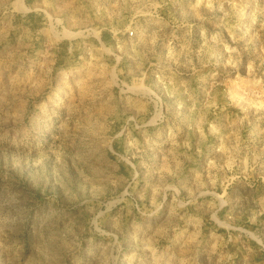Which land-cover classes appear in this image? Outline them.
I'll return each instance as SVG.
<instances>
[{
  "label": "rangeland",
  "instance_id": "1",
  "mask_svg": "<svg viewBox=\"0 0 264 264\" xmlns=\"http://www.w3.org/2000/svg\"><path fill=\"white\" fill-rule=\"evenodd\" d=\"M0 264H264V0H0Z\"/></svg>",
  "mask_w": 264,
  "mask_h": 264
},
{
  "label": "built area",
  "instance_id": "2",
  "mask_svg": "<svg viewBox=\"0 0 264 264\" xmlns=\"http://www.w3.org/2000/svg\"><path fill=\"white\" fill-rule=\"evenodd\" d=\"M134 30H131L129 33H130V35H134Z\"/></svg>",
  "mask_w": 264,
  "mask_h": 264
}]
</instances>
